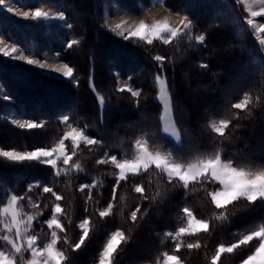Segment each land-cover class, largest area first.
I'll list each match as a JSON object with an SVG mask.
<instances>
[{
  "label": "trees",
  "instance_id": "trees-1",
  "mask_svg": "<svg viewBox=\"0 0 264 264\" xmlns=\"http://www.w3.org/2000/svg\"><path fill=\"white\" fill-rule=\"evenodd\" d=\"M70 1L54 0V3L68 6ZM85 1L82 3L75 0L70 3L71 8H66L70 15L67 21L73 28L65 30L56 25L58 27L56 38L59 41L55 39L56 43L52 40L59 58L74 68L75 80L53 79L39 74L35 77L17 70L15 64L0 58V82L8 94L12 92L11 88L16 89L17 84H23V87L31 88L34 94L48 93L47 95L52 97L47 102H41L37 96L35 104L40 106L35 107L31 105L32 101L21 100L17 94L10 95L18 103L16 106L18 114L44 121L43 128L30 131H20L7 123L5 120V116L9 114L7 110L10 108L12 112L14 105L0 100V147L29 149L51 146L62 134L63 125L60 124L59 117L63 115H68L70 120L79 126L87 125V134L103 141L102 146L91 152L87 149L81 152L79 162L83 165L84 172L79 175L70 173L67 177L58 178L62 182L57 190L65 196L62 203L72 221L69 238L72 241L78 239L79 229L75 225L84 215L91 213L93 220L90 238L84 247L78 252L70 253L72 264L97 262L98 253L106 243L107 237L117 228H123L129 240L118 249L115 264H155L162 251L170 250V242L164 237V232L174 230L183 223L179 214L180 207L188 205L196 210L198 215L208 217L212 212L208 201L202 193L193 194L186 199L183 195L184 190L179 186L171 188L155 174H145L133 179L143 183L148 194L156 198L155 202H144L147 215L142 216L135 225L127 219L139 201L137 194L132 191L131 182H122L117 190L115 214L101 220L95 215V210L97 207H104L111 199L115 170L111 165H97L95 160L104 151L122 156L131 155L134 139L147 132L154 145L186 160L195 159L218 148L225 155L242 163L264 164V53L251 32L240 21L241 9L235 4V0H192V7L199 9L197 11L194 8H187L186 12L182 11L181 7H175V4L179 2L183 6L187 0H177L173 5L167 0L174 12L184 13L193 22V35L202 32L206 37L203 45L197 44L194 40L191 43L187 39L182 41L179 44V51L171 45L158 46L146 51V46L138 42L124 41L116 37L101 27L100 13L105 0ZM109 2L115 3L114 6L117 7L122 3L120 0ZM142 6V0H131L127 9L135 13ZM80 19L82 24L79 26L76 23ZM219 33L231 39V47L225 52H213L210 49L211 40ZM47 36L49 33L34 40L46 43ZM66 38L78 39L80 43L68 50L61 45L62 39ZM59 44L61 47H58ZM226 53L236 55L240 61L231 64L216 62ZM155 54L169 57L165 82L172 100L173 123L182 136V143L179 145H174L163 135L161 107L157 101L155 86L158 68L152 59ZM201 63L207 64V68L200 67ZM23 68L27 69L25 66ZM246 69L252 74L245 76L242 86L235 89L221 88L225 75ZM117 73L120 80L131 77L129 84L141 91L139 106L129 93L115 91ZM219 75L224 76L219 78ZM16 76H20L21 82L15 81ZM75 81H79L78 87L75 86ZM93 82L96 86L95 93L90 87V83ZM197 83L210 85L204 92L202 87H195ZM208 90L214 96L226 95L211 102L209 113L197 114L195 108L186 105L185 98L201 96L208 93ZM245 93L251 95L254 101L249 109L244 111L232 109L231 104L239 101ZM98 96L105 98L103 106H100ZM63 98L68 100L62 101ZM257 98L259 102H256ZM25 103L29 104L25 106ZM29 106L33 110H30ZM220 119L231 120V124L228 139L216 145L212 142L215 134L211 133L210 124ZM10 135L15 136L14 140L9 141ZM39 136L44 139L37 140ZM30 140L31 143L27 142ZM256 145L258 146L256 152L252 153L251 148ZM53 179L52 170L47 166L35 162L13 163L0 157V201L12 190L23 193L34 181L48 183ZM93 181L98 182V187L92 190L93 201L86 205L85 194L78 191V186ZM96 200H99L98 204L95 203ZM41 203L50 206L52 199L42 195ZM25 207L26 210H31L29 206ZM85 207L89 209V213L84 212ZM262 221L264 206L249 208L241 202L233 209L228 222H217L213 225L210 235L200 236L199 239L204 245L201 249L191 252L182 249L179 255L183 264H209L211 255L219 243L231 242L237 238L234 233L242 232ZM41 236L43 238V233ZM148 242L152 245L144 247ZM248 251L249 249L243 248L234 254L225 255L222 257V264H239L241 257Z\"/></svg>",
  "mask_w": 264,
  "mask_h": 264
},
{
  "label": "snow or ice",
  "instance_id": "snow-or-ice-1",
  "mask_svg": "<svg viewBox=\"0 0 264 264\" xmlns=\"http://www.w3.org/2000/svg\"><path fill=\"white\" fill-rule=\"evenodd\" d=\"M142 2L143 6L135 13L125 14L122 9H119L106 15L101 27L124 41L138 42L146 46V51L158 46L170 45L179 51V44L186 39L189 43L193 40L197 44L205 43V35H193V22L187 15L174 13L167 0H151V2L142 0ZM235 4L241 9V19L245 20L249 28L253 30L259 43L264 45V39H260V36L264 35V22H258V18L264 20V0H235ZM157 8L167 9L169 15L162 18L153 17L150 22L144 18L145 11ZM3 9L26 21H47L57 18L50 16V13L43 8L29 10L23 3H18L14 8L9 6L7 0H0V10ZM244 13L246 16L243 15ZM57 15L58 19L64 22L61 25L62 28H73L62 11ZM79 43L78 39L67 40L65 48L73 49ZM0 54L6 58L24 61L28 65H36L40 69L49 68L52 73L59 74L60 77L70 81L75 80L74 68L68 63H49L41 58H31L15 43L9 44L4 38H0ZM152 59L158 68V73L155 76L156 82L160 85L158 99L167 114L172 107V100L165 86L166 65L169 57L155 54ZM200 67L207 68V64L201 63ZM116 75L115 91L129 93L139 106L141 91L128 83L121 86L119 74ZM50 78L59 77L52 76ZM127 79L131 80V77ZM75 86H79V81H75ZM90 87L95 93L94 82L90 83ZM3 99L11 100V97L5 95ZM104 99L103 96H98L101 106L104 104ZM253 102L252 96L245 93L239 101L231 104V108L239 111L248 110ZM256 102H259V98ZM235 118L239 119L238 116ZM162 119L164 118L162 117ZM59 122L67 130L51 146L31 151L5 150L0 147V157L6 161L21 164L35 162L45 165L52 170L54 177L48 183L40 181L30 183L23 193L12 190L0 201V264H72L70 253L80 251L90 238L93 223L91 213L84 215L75 225L79 229L78 239L72 241L69 238L68 233L72 227V221L62 203L65 196L57 190L58 185L62 182L58 178L67 177L70 173L79 175L84 172L83 165L79 162L81 152L85 149L89 152L98 149L102 146L103 141L88 135L87 125L79 126L73 123L68 115L60 117ZM14 123L21 129L29 130L45 126L43 121L20 122L16 120ZM230 124L231 120L228 119H220L218 123L210 124L211 133L215 134L212 137L214 144L219 145L228 139ZM164 132L174 137L177 144L182 143L181 132L175 125L169 128L166 124ZM95 163L111 165L115 170L113 173L115 183L112 186L111 199L104 207H97L95 210V215L101 220L115 214L117 190L121 187L122 182H131L132 191L137 194L139 201L130 211L127 219L135 225L142 216L147 215V209L143 206L144 202H155L156 198L148 194L147 187L143 183L133 179L145 174H155L171 188L179 186L184 190L183 195L186 199L193 194L202 193L208 201L212 209L211 215L208 217L198 215L196 210L188 205L180 207L179 214L183 223L174 230L164 232V237L170 242V250L162 251L156 258L155 264H183L181 255H179L182 249H187L190 252L201 249L204 245L199 239L200 236L202 234L210 235L215 223L228 222L233 214V209L241 202L249 208L264 206V164L242 163L225 155L218 148L195 159L186 160L154 145L149 134L143 132L134 139L131 155L122 156L104 151L95 160ZM96 187H98L96 181L79 184L78 191L85 194L86 205L89 201H93L92 190ZM42 195H47L52 199L50 206L41 203ZM95 203L98 204L99 200H96ZM26 205L31 210H26ZM46 210L47 215H45ZM84 212L89 213V209L85 207ZM41 217L44 218L41 219ZM41 233H43V238ZM233 235L237 238L228 243L221 242L215 247L209 264H222L223 256L234 254L243 248H247L249 251L241 257L239 264H264V221ZM128 240L129 237L123 228L112 231L98 253V264H115L118 249Z\"/></svg>",
  "mask_w": 264,
  "mask_h": 264
},
{
  "label": "rangeland",
  "instance_id": "rangeland-1",
  "mask_svg": "<svg viewBox=\"0 0 264 264\" xmlns=\"http://www.w3.org/2000/svg\"><path fill=\"white\" fill-rule=\"evenodd\" d=\"M72 1H75V0H71L69 2L68 6L67 5L66 6H62V5L55 4L54 0H7L9 6H12L14 8L17 6L18 3H23V4H25L27 6V8L29 10H35L36 8H43V10L48 11L50 13V16L57 17V18H54V19H51V20H47V21L46 20H40V21L27 20L26 21V20H23L18 15H14L13 13H8L6 9L0 10V38L6 39V42L9 43V44L15 43V45L18 48H21L22 50H24L25 54L29 55L31 58H41L42 60H47L49 63H56V62H58V63H67L66 61H64L61 58H59L58 53L55 51L56 49L54 50L53 41H55L56 43H57V41H59L56 38L57 37L56 28H58V27L62 28L61 25L64 23L63 21H60L58 19V15L57 14L62 11L65 14V16L67 17V20H68V16H70V15H69L68 12H66V8H68V9L71 8L70 3ZM109 1H111V0H105L103 2V7H102V10H101V13H100L102 24L104 23V19H105L106 15H108L110 13H114V12H116L119 9H122L125 14L131 13V11H132V10H128L127 9L128 8L127 6L129 5V1H131V0H123V1L120 0L122 3H119V5H118L119 7L114 6L115 3L113 4V3L109 2ZM175 1H177V0H173V2H174L173 3L170 0V3L173 5V4L176 3ZM77 2L85 3L86 1L85 0H77ZM186 2H185V4L183 6H182V3L178 2V3H176L177 6L175 4V7H181V10L184 11V12L187 11V8H189V9L194 8V7H192L193 6L192 5V3H193L192 0H187ZM206 5L210 6V4H206ZM170 8L172 9V7H170ZM208 8H210V7H208ZM197 9H199V8H197V7L194 8V10H197ZM172 10H174V9H172ZM17 11H20V9H17ZM213 12H215V11H213ZM174 13H177V12L175 11ZM224 13L225 12H223V14ZM180 14L185 15L184 13H180ZM165 15H169V11L167 9H165V8H157L155 10L145 11L144 18H146L150 22L151 18H153V17L162 18ZM243 15L246 16V13H244ZM133 18H135V16H133ZM207 18H211V17H207ZM207 18H206V20H207ZM240 21L251 32L252 36L257 41V43L259 44V46L262 49V52L264 53V45H261L259 43V39H257L256 34H254L253 30L249 28V26L247 25L245 20L240 19ZM258 22H264V20H260L258 18ZM76 24L80 26L82 24L81 19L77 20ZM56 25L58 27H56ZM62 29L67 30L66 28H62ZM106 31H108V30H106ZM53 32H54V35H53ZM108 32H110V31H108ZM46 33H49V36L46 37V39H47L46 43L45 42L44 43L35 42L34 39H37L40 36L43 37V34H46ZM197 34H204L205 35V33H202V32H198ZM115 36L120 38L117 35H115ZM55 39H57V41ZM70 39L71 38L62 39L61 45H62L63 48H65L66 41L70 40ZM260 39H264V35H261ZM61 45L59 44L58 47H61ZM230 47H231V39H229L224 34H220L219 33V34H217L215 39L211 40L210 49L213 52H217V51L225 52ZM0 58L3 61H7V62L15 64L17 70H21L22 72H26V73H28L30 75L35 76V77H38L37 75L39 74V75H44V76L49 77V78L52 77V76H56V77H59V78H56V79L68 80L67 78L60 77L59 74L52 73L49 68L40 69L36 65H28L24 61L13 60L11 58L3 57L2 54H0ZM239 61L240 60L238 59V57L236 55H233V54H230V53L223 54L222 59L220 58V59L216 60V62H221V63L225 62V63H228V64L229 63L231 64V63H234V62H239ZM24 66L27 67V69H29V70L24 69L23 68ZM69 66H71V65H69ZM34 72L37 73V74H34ZM251 74H252V72L248 71L246 69V70H243V71H239V72H235V73H230L229 75H225L226 78L224 80V84L222 85L223 87L221 86V88H224V87L225 88H232V89L238 88V87L242 86V84H243L242 81L245 78V76H249ZM222 76H224V75H221V76L219 75V78H222ZM14 79H15V81L17 80L18 82H21L19 80L20 76L19 77L16 76V78H14ZM119 83H120L121 86L123 84H125V83L129 84V80L128 79H126V80H122L121 79V80H119ZM209 85L210 84H208V83L207 84H198L197 83V84H195V87H199V88L202 87L201 89L204 92H206L207 88H209ZM155 86H156V89H157V101H158V103H159V105L161 107V124H162L163 135L167 139H169L174 145H179V144H177L175 142V138L174 137H172L169 133L164 132V127H165L166 124H167V126L169 128H171L174 125L173 119H172V112H171V110L167 114L164 112V106L160 102V100L158 99L159 94H160V85L157 82H155ZM165 86H166V82H165ZM16 87H17L16 89L11 88L12 92L10 94H8V92L3 88V85L0 82V100L12 103V105H14L12 107V109H14L12 112L10 111V108L7 110L9 112V114L7 116H5V120L7 121V123L9 125H11L15 129H18L20 131H30L29 129H21L16 123H14V121L19 120L20 122H24L26 120H29V121L36 122V121H43V120H36V119H34L32 117H28V116L23 115V114L22 115L18 114L16 112V111H18V109L16 108L18 103L10 95L17 94L19 97H21L20 98L21 100L22 99L23 100L27 99V102L32 101L30 103H33L31 105H34L35 107L40 106L38 104H35L37 102V100H35V98L37 96H39V98L41 99V102L42 101L43 102H47V100L49 98L52 99V97H50V95L48 96L47 95L48 93L41 94V92H40V94H41L40 95V94H37V92H36V94H34V93L31 92V90H30L31 88L23 87V84H17ZM166 88H167V86H166ZM5 95L10 96L11 100H4L3 97ZM22 96H23V98H22ZM224 96H226V95H222L221 94V95H218V96H214L213 94H210V91L208 90V93L203 94L201 96H198V97H195V98H190V97L185 98V103H186V105L195 108L197 110V114H205V113H209L211 111L210 110L211 102H213L214 100H218V99H220V98H222ZM67 100L68 99H65V100H64V98L62 99V101H65V102ZM15 103H16V105H15ZM28 104L29 103H25V106H27ZM58 108L59 107H56V109H58ZM29 109L33 110L31 106H29ZM162 117L164 119H162ZM215 122L218 123L219 121H215ZM38 129H40V128H38ZM32 130H35V129H32ZM66 130L67 129L64 128V126H63L62 133L64 131H66ZM14 137L15 136L10 135L9 136V138H10L9 141L14 140ZM43 139L44 138L42 136H39V138L37 140L42 141ZM27 142L31 143V140L27 141ZM54 143H56V141ZM257 147H258L257 145L255 147H252L251 148V152L255 153ZM36 148H40V147H34V148H29V149H15V150H18V151H26V150L31 151V150H35ZM4 149L5 150H12L14 148H11V149L4 148ZM43 166H45V165H43ZM151 245H152V243L148 242V243L145 244L144 247H150ZM94 264H98V260Z\"/></svg>",
  "mask_w": 264,
  "mask_h": 264
}]
</instances>
